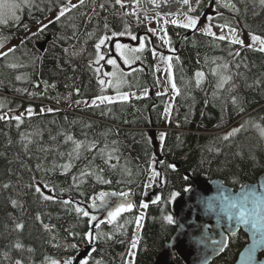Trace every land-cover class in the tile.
Returning a JSON list of instances; mask_svg holds the SVG:
<instances>
[{
	"label": "trees",
	"instance_id": "trees-1",
	"mask_svg": "<svg viewBox=\"0 0 264 264\" xmlns=\"http://www.w3.org/2000/svg\"><path fill=\"white\" fill-rule=\"evenodd\" d=\"M74 1L75 7L44 27L45 19L69 5V0H35L16 23H0V41L15 49L0 57V114L29 107L52 110L19 121H0V264L64 262L77 259L88 246V264H128L133 252V264H153L176 229L165 217L172 216L173 202L189 189L192 179H220L235 191L244 183L256 184L264 175L260 134L264 53L164 23L159 28L172 52L176 86L166 123L165 96L148 94L78 106L100 95L116 94L98 83L95 45L101 38L146 40L147 47L138 56L141 62L122 80L123 94L156 87V51L148 39L151 19L140 12L141 0H122L123 7L116 0ZM189 4L193 10L187 14L194 18L264 38L260 0H189ZM197 72L203 74L199 85ZM224 76L231 79L218 88ZM53 105L66 110L52 109ZM233 128L240 131L225 140ZM152 130L166 132L156 154L161 181L149 186L157 150ZM69 136L84 145L79 158L68 156L75 147ZM69 162L72 166L65 171L61 166ZM84 171L89 174L82 175ZM36 187L52 199L44 200ZM102 192L128 193L134 205L110 223H96L89 245L85 234L91 232L90 220L78 214L73 203L89 204ZM137 218L141 228L133 250ZM17 224L23 228L17 229ZM246 245L243 233L228 236L224 253L210 264H235Z\"/></svg>",
	"mask_w": 264,
	"mask_h": 264
},
{
	"label": "water",
	"instance_id": "water-1",
	"mask_svg": "<svg viewBox=\"0 0 264 264\" xmlns=\"http://www.w3.org/2000/svg\"><path fill=\"white\" fill-rule=\"evenodd\" d=\"M43 51V48H42ZM154 138L155 132H152ZM154 147L158 145L154 140ZM189 177V176H187ZM264 184V175H261L256 184L244 183L243 186ZM241 193V188L234 191L220 179L209 180L200 177L191 180L190 188L179 196L172 205L173 224L175 232L170 240L158 252L153 264H210L218 259L225 251L228 236L243 233L247 237V245L238 256L235 264H264V244L257 243L254 259L248 260V250L253 245V233L250 227L237 224L229 220L226 215L228 197ZM106 205L95 209L87 208L88 216L95 217L98 223L106 221L108 212L126 201L119 195H109ZM133 205V198L127 203ZM259 240V237H256ZM217 241L225 243L222 251H215L219 247ZM90 249L78 259H85Z\"/></svg>",
	"mask_w": 264,
	"mask_h": 264
},
{
	"label": "rangeland",
	"instance_id": "rangeland-1",
	"mask_svg": "<svg viewBox=\"0 0 264 264\" xmlns=\"http://www.w3.org/2000/svg\"><path fill=\"white\" fill-rule=\"evenodd\" d=\"M34 1L35 0H30L29 4H25L24 0H15V2L20 4V9L18 10L17 15H19L21 17L22 10L24 8H26V7H31ZM77 1H79V0H77ZM79 2H81V0ZM74 3H75L74 0H69V5H67L64 8L71 9L72 6L74 5ZM140 7H141V9L143 11L144 4H143L142 0H141ZM59 12L51 15L47 20H45L43 22V26L44 25L46 26L50 22L56 20V17L59 14ZM188 12L189 11L187 10V11H184V12H178V14L174 13V15L173 14H161V15H164V16H161L160 14H157V13H152V14H155V15L148 14V15H152V16L146 15V16L149 17V19H151L150 36L148 37V39H150L153 42L154 47H155L154 49L156 51L155 52V59H154V63H153V66L155 67V72H156L155 73L156 87L153 88L151 91H137V92H134V93H127L126 94L127 97H128L127 100L145 98V97L149 96L148 95L149 93L155 98L164 97L165 96L167 98V101H168V103L166 105L167 106L166 107V114H165V118H164L165 123H166V121L168 119L167 118L168 117L167 113L170 112V109H172V104L174 102V97L176 96V90H174L173 87H172V85H173V81L172 80L173 79H172L171 68H169L170 60L168 59L169 57H171L172 52L171 51L168 52V48H167L166 43H165L164 34H163L162 30L159 27H163L164 23L171 24L172 21H174V20L177 22L175 24H177L179 26H182L183 24L187 23V17H192V16L187 14ZM210 14H212V13H210ZM192 18H194V17H192ZM4 19H6L10 23H16L17 22L16 20L11 19L7 15L4 17ZM196 19H197L198 22H197V24H196V26L194 28L193 27H185L189 32L197 31V33L205 34L207 36H210V37H213V38H217V39H218L219 36L223 35V36H225L224 40H227L228 42H231L233 36H235L239 40L243 41V45H241L239 43H235V44H238V45L243 46V47H248V48L253 49V50H257L260 47L258 42L253 45V42L251 40V36L248 33L242 32L240 30H235V29H234L235 30L234 32H231V31H229L230 28H227V27H223V29H222V27L219 26V25L213 24L210 21H204L203 17H201V18L198 17ZM156 27H158V28L156 29ZM206 27H210L211 28V32L214 33L215 35L206 34L205 31H204V29ZM129 40H130V42H128ZM144 41H146V40L145 39H140V38L138 40V39H133V38L126 37V36H119V37L110 36V37H108V39L105 41L104 45H102L100 50H99V55L103 56V59H101L98 64L97 63L95 64V68L96 69L97 68L100 69V71L97 72L98 73L97 77L99 79H104L105 81L113 79L110 76L106 77V76L103 75L105 72L111 73V72L114 71L113 66L111 64L107 63V61L109 59L115 60L117 66L119 68V71L122 72V73H125V75H126V73L128 72L129 69L133 68L134 66H136V64L139 63L140 59H139L138 56H139V54H142L145 51L144 49L147 47ZM141 43H143V45H144L143 49H141L139 51H134L136 49H140ZM117 44L122 46L119 51L116 48ZM249 45H252V46L249 47ZM9 48H11V46H4L3 48H0V52H7ZM120 52H123L125 54V56L129 60V63L126 64L124 62V57H122L120 55ZM260 52H262V51H260ZM125 75L123 77H121V83H122V80L125 77ZM121 83L119 84L118 88L115 87V86H108V85L103 86L104 88L111 87L112 89H114L116 91V95L113 96L115 98L113 100V102L114 101H122V100H124V99L120 98L121 96L125 95V94L120 92V89H121V87L123 85V84L121 85ZM88 102H91V103L89 104L87 102H84V103L78 104V106L93 105L92 104V100L88 101ZM106 102L107 101H105L103 103H106ZM103 103L96 102L95 105L103 104ZM53 106H54V108H52V109H55V110H64V111L66 110L65 108H63L61 106H56V105H53ZM42 109H43V111H41ZM48 109H50V108H48V107L47 108L46 107L35 108V109H33V113H32L31 116H36L38 114L45 113V112L48 111ZM67 110L69 111L70 108L68 107ZM0 115H6L7 116L6 119H0V121L1 120L11 119L12 117H15V116H19L21 118L22 117H30L28 112H27V110H25V111L6 112V113H1ZM233 129H235V128H233ZM233 129L229 133H231L233 131ZM165 132H166V130L164 132L163 131L155 132L154 139H155V142L157 143L158 147L160 146V142H161L160 140H161L162 137H164V135H165L164 133ZM157 150L154 153L155 155H154V160H153V164H152V169H151V172H150V179H149V184H148L149 186H152L154 183H157V182L161 181V177H160L159 174L156 175L153 178V172L158 173L156 171V168H157L156 163L158 161V157H157L156 153L157 154L159 153V149H157ZM147 193H149L151 195L153 194V191H152L151 187H148ZM108 194H110V193H105V199L109 196ZM119 196L123 197L125 199V201H128L129 198L131 197L129 194L127 196L119 194ZM94 200H95V202L97 204V207H93L92 206ZM73 205L75 206V208L79 207V208H82L84 211H86L87 208H90V209L98 208V207H100L99 195L93 197V199L91 200V202L89 204L84 205V204L79 203V202H74ZM125 212H127V211H123L120 214L125 213ZM142 213H143V211L141 210V213H140L141 216L143 215ZM84 217H87L90 220L92 240H91V243H89V245H92L93 239H94V237H93L94 230H95V227H96V224H95L96 218L92 219V217H90V216H84ZM106 223H110L109 222V216L106 219ZM140 223H141V218H139V223L137 222L136 232H135V235H134V237H133V239L131 241V245H132L133 240H136V246H137L138 235H139L140 228H141L140 227ZM87 249H91V246H88ZM87 249H84V251H83V253L81 255H83ZM89 252H90V250H89ZM89 252H88V254H89ZM133 253H131V256L129 258L128 264H133L134 263V254ZM71 261H72V264H82V261L76 262V259H71ZM64 262H59V264H64ZM48 264H50V263H48Z\"/></svg>",
	"mask_w": 264,
	"mask_h": 264
},
{
	"label": "snow or ice",
	"instance_id": "snow-or-ice-1",
	"mask_svg": "<svg viewBox=\"0 0 264 264\" xmlns=\"http://www.w3.org/2000/svg\"><path fill=\"white\" fill-rule=\"evenodd\" d=\"M217 2L219 3V0H217ZM25 4H29L30 0H24ZM81 3H83V0H81ZM117 4H121V6L123 7V3L122 0H116ZM184 4H188L189 0H183ZM260 3L262 5H264V0H260ZM226 7H234V5H225ZM73 7H75V5H73ZM20 9V4L15 2V0H0V23H6L7 20L4 19V17L7 15L9 16L11 19H14L16 21H19L20 16L17 15L18 10ZM70 9L68 8H61L59 14L57 15L56 19L59 20L61 16L65 15L66 11H69ZM190 11H192L193 9H189ZM209 20L211 19L210 17L208 18ZM197 19L196 18H192V17H187V23L183 24L182 26L184 27H195L197 24ZM172 23H177L175 20L172 21ZM26 27V26H25ZM222 29L225 26H221ZM43 29L41 28L40 31H42ZM205 33L208 35H215L214 33L211 32V28L210 27H206L204 29ZM229 31L234 32V29H229ZM35 35V34H34ZM113 35H116L115 33ZM251 36V40L253 42V45L256 44L257 42L259 43L260 47L257 49L258 51H262L264 52V38L252 34L250 33ZM133 39H136V37H132ZM108 39L107 36L101 38L99 40V43H97L95 45L96 49H97V60L95 61V63H99L101 59H103V56L99 55V50L101 48L102 45H104L105 41ZM218 39L220 40H224L225 36L221 35L218 37ZM232 43H239L241 45H243V41L239 40L238 38H236L235 36H233ZM252 45H249V47H251ZM4 47V41H0V48ZM121 45L117 44L116 48L119 51L121 49ZM144 45L143 43H141L140 45V49H136L134 51H139L141 49H143ZM15 49L14 48H9L7 52H0V57H4L6 58L8 56L9 53H14ZM120 55L122 57H124V62L127 64L129 63L128 58L125 56V54L123 52H120ZM237 55H239V53H237ZM169 60L171 59V57L168 58ZM108 64H111L113 66L114 71L111 73L105 72L103 75L106 77H112V80H108L105 81L104 79H99L98 78V83L101 86H115V87H119V84L121 83V77H123L125 75V73H122L119 71V68L116 64L115 60L109 59L107 61ZM8 67L10 68H16L18 67V65L16 64H9ZM171 67V65H169V68ZM226 67V66H225ZM97 72L100 71V69H96ZM202 73L197 72L196 76H197V85H199L200 83V77H202ZM17 79H20L19 76L16 77ZM231 78L228 76H224L221 78L220 82L217 84L218 88H222L224 84L228 83V81ZM173 89L176 90V86L175 84L172 85ZM103 91V88H102ZM121 99L127 100V95H123L120 97ZM97 99L103 103L105 101H107L108 103H112L113 100L115 99L114 97H109L106 95H100L99 97H97ZM233 102H235V98H233ZM92 104L95 105L96 104V100L92 101ZM3 105L0 104V108H2ZM43 111V109L41 110ZM48 111H52L51 109H49ZM27 112L29 114V116L32 115L33 113V109L31 107H29L27 109ZM7 116L6 115H0V119H6ZM11 119H15L17 121H19L21 119V117L19 116H15L12 117ZM243 127V125H241V128ZM259 127V126H257ZM240 129H233V131L231 133H229L228 135H226L224 137L225 140L229 139L231 136H233L235 133L239 132ZM260 134L261 136H264V128L260 129ZM68 141H72L73 144L75 145V147L73 148V150L71 152L68 153V156L71 160V158H73V154H75V158H79V150L84 146L82 142H78V141H73L72 137L69 136L67 137ZM95 145H90L87 150L91 151L92 148H94ZM111 158V157H109ZM71 162L62 165L61 167L67 171L71 168ZM82 175H88L89 173L87 171H84L81 173ZM158 175V173L153 172V178ZM75 179V177H74ZM99 179V177H98ZM104 183H108V181H103ZM5 187H8V185H5ZM45 187H47V185L45 184ZM36 192L37 193H41V195H43V193L41 192V188L40 187H36ZM121 195L127 196V193H121ZM176 194L174 193L173 196H175ZM43 199L44 200H50L52 199L51 196L48 195H43ZM157 199H159L157 197ZM228 207H227V211H226V215L227 218L229 220H235L237 224H243L245 226L250 227V229L252 230L253 233V245L252 247L248 250V260L252 261L254 259V253L256 250V245L257 243L259 244H264V184L262 185H255V186H241V193L233 196V197H228ZM99 202H100V206H105L106 205V200H105V193H100L99 194ZM153 203L156 202V200L152 201ZM64 204H68L69 201H63ZM13 204H15V201H13ZM93 207H97V204L95 202V200L93 201ZM147 204L142 203L141 207L147 208ZM133 205L129 202L127 204H120L118 205L114 210L109 211L108 212V216H109V222L113 221L116 219L117 216L120 215L121 212L123 211H130L132 209ZM76 212L78 214L82 213L84 216H88V213L86 211H84L82 208L77 207L76 208ZM92 219H95V217H92ZM165 219L168 221V223H173V217L172 216H167L165 217ZM137 222L139 223V218H137ZM45 227L47 228L48 226L45 225ZM17 229H22L23 225L22 224H17L16 225ZM259 237V240L256 239V237ZM85 239H87L89 241V243H91L92 240V233H86L85 234ZM213 243H219V247L215 249V251L219 252L222 251L224 247H226L225 243H220L217 241H213ZM132 248H136V240H133L132 242ZM15 247L17 249H20L22 247L21 244L17 243L15 245ZM72 247H75V245H72ZM29 251H31V249H29ZM94 251V249H93ZM131 254V253H129ZM16 264H21L20 260L16 261ZM50 264H59V262L57 260H51ZM64 264H72L71 260H67L64 262ZM82 264H88L87 260H84L82 262ZM97 264H99V262H97Z\"/></svg>",
	"mask_w": 264,
	"mask_h": 264
},
{
	"label": "bare ground",
	"instance_id": "bare-ground-1",
	"mask_svg": "<svg viewBox=\"0 0 264 264\" xmlns=\"http://www.w3.org/2000/svg\"><path fill=\"white\" fill-rule=\"evenodd\" d=\"M143 4L147 15L152 13L174 14L189 9V3L184 4L183 0H143Z\"/></svg>",
	"mask_w": 264,
	"mask_h": 264
},
{
	"label": "flooded vegetation",
	"instance_id": "flooded-vegetation-1",
	"mask_svg": "<svg viewBox=\"0 0 264 264\" xmlns=\"http://www.w3.org/2000/svg\"><path fill=\"white\" fill-rule=\"evenodd\" d=\"M211 14H207V16L209 17ZM211 18V17H210ZM205 21V20H204Z\"/></svg>",
	"mask_w": 264,
	"mask_h": 264
}]
</instances>
